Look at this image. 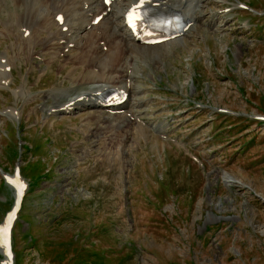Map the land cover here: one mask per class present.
<instances>
[{
  "label": "rangeland",
  "instance_id": "1",
  "mask_svg": "<svg viewBox=\"0 0 264 264\" xmlns=\"http://www.w3.org/2000/svg\"><path fill=\"white\" fill-rule=\"evenodd\" d=\"M198 13L186 41L130 71L143 131L119 129L105 146L95 119H44L52 99H38L84 87L89 69L23 53L12 63L0 86V222L13 202L2 175L18 166L27 183L12 264H264V0H203Z\"/></svg>",
  "mask_w": 264,
  "mask_h": 264
},
{
  "label": "bare ground",
  "instance_id": "2",
  "mask_svg": "<svg viewBox=\"0 0 264 264\" xmlns=\"http://www.w3.org/2000/svg\"><path fill=\"white\" fill-rule=\"evenodd\" d=\"M135 2L136 0H113L106 7L102 6L99 0H0V16L4 17L3 20H0V35H12L16 48V51L13 52V45L11 44L0 52V58H5V63L0 64V68L15 59L17 57L15 54L18 51L24 52L27 57L42 56L43 58L45 56L42 62L46 64L55 56L64 55L63 60L72 63L73 70L77 67L89 69L87 75L89 84L86 89L79 91L74 97L63 99L65 102L60 100L62 91L55 93L53 97L55 104L50 106L54 107V109L48 110L49 114L65 113L66 110H68L67 112H73L80 104L83 106L82 109L92 110L91 112H82V117L89 116L91 119H95L97 124L101 125V128L97 127L101 132L119 129L120 127L130 130V122L127 123V120L134 119L136 121L138 119L141 111L137 109V106L139 102H142V99L134 98L132 101H128L127 109L123 110V113L112 114L103 112L94 102H82L84 100L82 98L92 91L100 90L105 85L109 86L110 83L106 80H101V78L116 79L127 77L126 74L129 72L127 71L128 64L131 65L133 74L139 67L140 62L148 61L156 56L163 57L173 44L186 41L185 37L194 27L191 24V27L179 38L166 43L157 45L137 44L130 38L122 24V14L125 8ZM199 2L200 0H164L163 5L168 4L164 12L176 11L182 17H187L196 23L197 19H199V11H197ZM148 5L152 8L157 7L153 0H150ZM159 12L162 13L163 11ZM57 14H61L63 17L61 23L55 20ZM97 14L103 15L96 24H92L91 21ZM16 30L19 36L16 35ZM100 41H102V45H99L98 42ZM69 43L71 48L75 49V52L69 49ZM84 46L85 48H90L89 51L92 52H77V48L80 49ZM102 46H105V49H102ZM26 47H29V49H26ZM9 49L12 51L10 55ZM65 49L69 51L65 52ZM96 70L98 71L96 72ZM105 72L108 73L105 74ZM90 73L98 74L93 78L95 84L88 77ZM129 77L131 82L125 83L123 87H127L132 94L134 90L136 91V87L132 83L135 77L133 78L131 74ZM0 79L2 81L7 80L2 75V69ZM16 89L21 90V93L27 92L21 83ZM46 95L47 92L44 96ZM79 96L81 98L78 100L77 97ZM25 99L27 102V98ZM125 106L126 104H122V106L117 108ZM9 110V114L12 115L13 108ZM75 112H79V109H76ZM135 127L136 133L139 130L143 131L139 126ZM227 179L230 183H241L237 182L229 174H227ZM6 263L7 261L5 260L3 264Z\"/></svg>",
  "mask_w": 264,
  "mask_h": 264
},
{
  "label": "snow or ice",
  "instance_id": "3",
  "mask_svg": "<svg viewBox=\"0 0 264 264\" xmlns=\"http://www.w3.org/2000/svg\"><path fill=\"white\" fill-rule=\"evenodd\" d=\"M108 2V0H106ZM144 0H140L128 13V22L130 26L135 27L143 19V14L140 11ZM59 19V18H58ZM22 187V185H19ZM7 224H0V250L7 248Z\"/></svg>",
  "mask_w": 264,
  "mask_h": 264
}]
</instances>
